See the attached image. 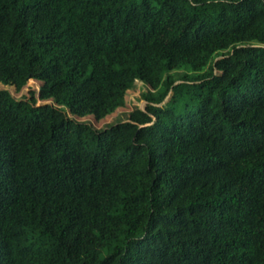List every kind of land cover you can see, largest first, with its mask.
<instances>
[{
  "label": "trees",
  "instance_id": "obj_1",
  "mask_svg": "<svg viewBox=\"0 0 264 264\" xmlns=\"http://www.w3.org/2000/svg\"><path fill=\"white\" fill-rule=\"evenodd\" d=\"M0 264H264V0H0ZM135 81L144 108L95 128Z\"/></svg>",
  "mask_w": 264,
  "mask_h": 264
},
{
  "label": "rangeland",
  "instance_id": "obj_2",
  "mask_svg": "<svg viewBox=\"0 0 264 264\" xmlns=\"http://www.w3.org/2000/svg\"><path fill=\"white\" fill-rule=\"evenodd\" d=\"M41 81L35 79H29L20 89H16L14 85H6L0 83V89H6L15 99L30 98L34 96L36 98V104L50 102L51 100H42L38 97L39 86ZM146 86L140 82L135 81L132 88L128 89L125 94V103L123 106L118 107L114 112L107 114L103 118L97 120L92 115H86L83 117H77L67 112V115L76 120H85L92 124L95 128H101L108 123H115L120 119L125 118V114L135 107L144 108L145 101L141 98V92Z\"/></svg>",
  "mask_w": 264,
  "mask_h": 264
}]
</instances>
